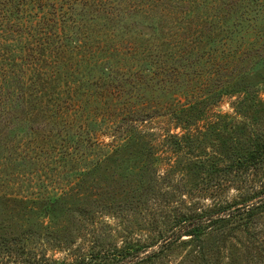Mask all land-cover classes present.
I'll return each instance as SVG.
<instances>
[{
    "label": "rangeland",
    "instance_id": "374dc122",
    "mask_svg": "<svg viewBox=\"0 0 264 264\" xmlns=\"http://www.w3.org/2000/svg\"><path fill=\"white\" fill-rule=\"evenodd\" d=\"M47 1L37 28L27 22L37 18L36 8L9 11L0 0V264H264V217L255 241L229 223L221 234L209 227L199 240L183 235L158 257L141 260L173 229L159 214H174L183 200L184 213L212 212L264 188V169L221 190L217 174L203 165L206 150L231 156L242 143L253 145L254 136L264 138V80L240 92L221 91L242 67H264L246 60L264 56V0ZM236 48L249 51L237 58ZM158 61L179 73L160 71ZM220 66L226 73L219 74ZM113 85L125 90V115L150 113L164 127L162 116L173 121L175 113H194L197 122L188 130L194 138L198 127L206 131L202 155L192 159L196 145L186 153L170 148L175 139L158 142L149 169L132 173L130 185L139 173L167 174L161 192L177 189L179 202L162 198L163 211H141L132 202L141 191L128 185L130 199L121 191L130 161L100 159L111 142L101 126L92 137L102 141L92 145L94 154L91 147H82L84 155L74 148L76 131L98 129L95 115L118 112L119 105L98 100ZM141 245L149 251L138 259L130 248Z\"/></svg>",
    "mask_w": 264,
    "mask_h": 264
},
{
    "label": "trees",
    "instance_id": "16d2710c",
    "mask_svg": "<svg viewBox=\"0 0 264 264\" xmlns=\"http://www.w3.org/2000/svg\"><path fill=\"white\" fill-rule=\"evenodd\" d=\"M44 1L45 0H5L4 9H9V11H13V9H18L20 11H28L30 8H36V15H38V9L40 8L42 10L44 6ZM47 2H50V0H48ZM51 6L56 7V3H51ZM41 19L42 16L39 17L38 15L34 21H30L28 19L27 22L28 25L30 24L33 27L39 28L41 27ZM9 20L10 19H5L4 22L9 24ZM138 31L141 32V29H139ZM32 37L35 44H40V42H37V36L35 34L32 33ZM51 38L52 34H50L49 40H51ZM26 39L27 40L25 41V43L30 41L28 33L26 35ZM235 51L237 58L241 54L245 57V54L247 53V51H249V48H244L241 50L236 48ZM26 52L28 51L26 50ZM30 55H32L36 61L39 58L38 54H36L35 51H31ZM3 56H5V54H3ZM246 60L257 61L258 64L260 63V67L264 65V56H261L260 54H257L256 57L252 56L250 57V59ZM31 62H33V60H31ZM161 62L162 61H158L157 63V65H159L158 68H161L160 71L167 72L168 74L179 73L176 68L173 67L171 69H168V67L166 65H163V63ZM222 68L223 67L220 66L219 74L226 73L222 70ZM242 68L243 70H237L233 73L234 77L232 78L233 83H231V85H227L225 82L222 83V92H240L243 90H247L251 85L256 86L259 80H264V67L258 69L256 62L253 67ZM145 70L151 73V68L149 66L145 68ZM150 75L151 74H149V76ZM126 79L129 80V84H131V86L134 88V77L132 78L131 75H127ZM113 82L114 80L111 79L109 84H112ZM124 93L125 90L123 89V87H114L113 85L110 89H108V92L103 95L105 99H98L101 104L110 100L115 106L116 104L119 105V107H116V110L119 113L105 112L104 114L99 113L95 115L96 119L94 123L98 129H95L93 133L90 129H83L79 132L76 131L75 134H77L78 137L73 136L76 137V142H74V148H81V151H79V155H84L82 147H91L94 149L91 151V153L94 154L93 152L96 151L94 147L102 144V141L97 140L94 143L92 137L93 134H98L97 130H99V127L101 126L102 129L100 132H102V134L105 133V136L107 135L111 137V142H108L106 144V146H108L109 148V150H107L108 153H105L104 157L102 156L100 157V159H108V161L112 162L117 161L122 156H126L120 161V163H124L125 165L128 160L130 161V164L122 168V173L124 177L123 181L126 184V188H120L122 189L121 191L125 195H127L124 190L128 189V185V191L134 190L137 192V190H140L141 192L139 194H136L135 192L130 193L136 194L137 199H133L132 202L136 205V208L141 211L145 210V212L150 214H152L155 210L156 212L158 210L163 211L164 206L162 205L164 204L161 201L162 198L168 197L170 202H179V199H176L177 189L173 190V188L168 186L169 190L166 194H164L165 192H161L163 188L160 186L162 182H165V180L168 179L167 174L162 173V175L158 174L157 171H154L151 172L147 177L144 176L143 173H139L136 174L138 177H135V183L130 185L128 183L132 181V178L134 177L132 173H138L144 168L149 169L147 161L150 156L154 155V149L156 143L158 142L165 144V142L170 141V139H175L177 141H175L172 146L170 144V148L174 147L176 149L183 150L186 153L188 152V147L192 148V146L196 145L194 146V148L198 151H192V159L202 155L200 149L202 148L203 143L201 141H203V138L206 137V131L201 130V128L199 127H196L197 129L194 130V132H196V138H194L193 135L190 133L191 131H189L188 129L192 124H194V122L198 118L194 117L195 115H192L194 113H189V118L187 117L188 114L177 115V113H175L174 115L176 117L173 121H171V116L168 119H166V116H162L161 119L164 120V127H161V125L156 126L155 121L153 120V116H150V113L149 115H145V118L139 115H125L123 114L125 109H121L122 107H120V104L123 101L122 97H125ZM181 118L185 119L182 120ZM69 121L70 120H64L65 123H69ZM169 123L172 127H169ZM216 124L218 126L220 125L219 122H216ZM107 128L112 130L103 131ZM160 130H162L163 133H160ZM212 145L213 144L211 143V147ZM206 148H209V145ZM184 155L186 154L184 153ZM204 155L207 159H209L208 164H203L204 167L216 173L218 176V180L215 181L214 185L219 187L221 190H224L229 186H233L239 183H246L249 175L255 174L258 169H264V138L259 135L254 136L253 145H246L242 143L241 148L235 155L230 156L226 153L219 154V152L217 151L209 152L208 150L205 151ZM115 168L117 167L115 166ZM88 174L89 173L87 171H84L83 173V175ZM119 174L121 173L119 172ZM206 187H209V184ZM170 188L173 193H170ZM127 196L129 199L134 197L133 195L132 197L130 195ZM179 198H181V196ZM129 199H127V209L132 210L133 207H130L131 204L129 202ZM149 200H152V206H145V204H147ZM184 201L185 200H183L181 204H178V206L176 205V207L173 208L175 212L174 214H172L171 212L164 215L159 214L161 219H165L167 221L172 222L173 229L171 233L162 234L160 235V237L157 238L159 242L162 241L161 246L158 249L153 250L151 254H149V256L147 257L143 256H145L146 252L149 251V245L131 247L130 253L132 255H135V257H138V259L143 257L141 260H149L150 258L158 257V255H161L164 250H166L170 245L174 243V241L178 240L183 235L192 236L195 239L199 240L201 238V234L205 232V230L209 227L216 228V232H218V234H221L226 228L225 224L229 223L233 225L234 231H244L248 233V235L251 237V240L253 241L256 240V236L261 235V232L256 231V228L258 221L264 217V188L259 190V192H254L253 195L248 199L244 198L242 201H234L227 206L217 208L212 212H205L203 214L199 212V209L198 211H195L193 213H184ZM152 207H155V209H152ZM182 230L184 232H182ZM70 242L71 239L66 240L65 245L62 246L67 247ZM259 250L264 252V247H259ZM100 254L101 253H98V255ZM205 255L206 253L204 252L202 258H204ZM133 264H140V261L138 260Z\"/></svg>",
    "mask_w": 264,
    "mask_h": 264
}]
</instances>
